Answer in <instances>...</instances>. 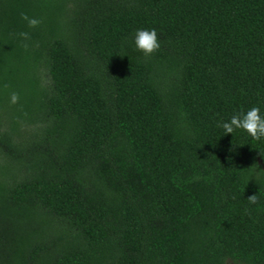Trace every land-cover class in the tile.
Listing matches in <instances>:
<instances>
[{
  "label": "trees",
  "instance_id": "obj_1",
  "mask_svg": "<svg viewBox=\"0 0 264 264\" xmlns=\"http://www.w3.org/2000/svg\"><path fill=\"white\" fill-rule=\"evenodd\" d=\"M253 106L264 0H0V264H264Z\"/></svg>",
  "mask_w": 264,
  "mask_h": 264
},
{
  "label": "clouds",
  "instance_id": "obj_2",
  "mask_svg": "<svg viewBox=\"0 0 264 264\" xmlns=\"http://www.w3.org/2000/svg\"><path fill=\"white\" fill-rule=\"evenodd\" d=\"M21 19L27 22L30 28H36L40 25L41 20L33 17H29L26 13H21ZM19 36L24 40H28L30 38V34L28 32H21ZM135 45L136 48L141 51L146 57L154 55L161 47L158 33L155 29H139L135 33ZM25 49H27L28 45H23ZM19 94L16 92H12L10 94V102L12 104L19 103ZM218 127H222L225 135L232 134L236 130H243L251 137L254 141H261L264 139V115L261 114V110L259 107L253 106L246 113L240 112L232 115L229 121L224 122L221 121L217 124ZM264 155V152L261 153ZM248 172L252 173L250 180L255 177L258 181L259 177L264 174V168H261L260 164H253ZM248 202L250 204H258L259 197L258 195H251L248 198Z\"/></svg>",
  "mask_w": 264,
  "mask_h": 264
}]
</instances>
